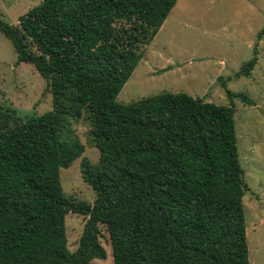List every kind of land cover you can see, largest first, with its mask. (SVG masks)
Wrapping results in <instances>:
<instances>
[{
  "label": "trees",
  "instance_id": "16d2710c",
  "mask_svg": "<svg viewBox=\"0 0 264 264\" xmlns=\"http://www.w3.org/2000/svg\"><path fill=\"white\" fill-rule=\"evenodd\" d=\"M176 1L41 0L18 25L0 17L16 63L34 66L52 105L27 116L0 110V264L104 259L99 224L113 264H250L234 101L253 100L227 87L231 76L218 77L227 105L185 92L116 100ZM253 49L233 77L250 75ZM82 115L99 151L80 164L92 203L66 195L59 175L84 150L61 136ZM68 212L87 216L74 251Z\"/></svg>",
  "mask_w": 264,
  "mask_h": 264
},
{
  "label": "rangeland",
  "instance_id": "374dc122",
  "mask_svg": "<svg viewBox=\"0 0 264 264\" xmlns=\"http://www.w3.org/2000/svg\"><path fill=\"white\" fill-rule=\"evenodd\" d=\"M40 1L0 0V17L18 25L19 17ZM263 23L264 0H177L116 97L126 104L162 92H185L227 105L218 77L231 76L227 87L253 100V105L234 101L237 149L248 186L243 209L250 264H264V36L256 39ZM255 43L257 62L250 75L233 77L253 55ZM16 61L10 40L0 32V110L10 109L20 116L50 110L45 80L32 64ZM68 118L69 130L63 129L61 136L78 140L84 150L67 168H60L61 185L66 195L92 203L95 192L83 180L80 164L83 158L96 162L99 151L92 145L84 115L78 120ZM86 218L72 212L65 215L70 251L78 246ZM99 228L106 256L87 264H113L109 233L104 224Z\"/></svg>",
  "mask_w": 264,
  "mask_h": 264
},
{
  "label": "crops",
  "instance_id": "0c3cea01",
  "mask_svg": "<svg viewBox=\"0 0 264 264\" xmlns=\"http://www.w3.org/2000/svg\"><path fill=\"white\" fill-rule=\"evenodd\" d=\"M162 25H163V24H162ZM161 27H162V26H161ZM161 27H160V28H161ZM159 30H160V29H159ZM159 30H158V31H159Z\"/></svg>",
  "mask_w": 264,
  "mask_h": 264
}]
</instances>
